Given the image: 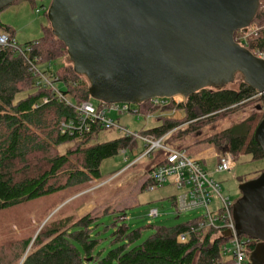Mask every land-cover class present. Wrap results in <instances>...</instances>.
<instances>
[{
    "label": "trees",
    "instance_id": "trees-1",
    "mask_svg": "<svg viewBox=\"0 0 264 264\" xmlns=\"http://www.w3.org/2000/svg\"><path fill=\"white\" fill-rule=\"evenodd\" d=\"M262 5L264 0L260 1ZM253 24L256 30L246 34V48L257 54L264 52V10L257 13ZM0 32L15 41L10 27L0 24ZM20 46L30 48V52L22 55L11 47L0 48V237L4 238L0 264H232L223 254L229 242L226 232L207 228L201 217L173 227L130 229L124 222L125 214H120L104 227V232L114 229L106 249L99 230L102 216L63 214L71 204L63 206L69 199L89 190L95 181L104 183L114 175L101 173L104 161L123 148L137 150V142L125 137L100 142L99 135L105 130L90 121L86 122L90 132H86L77 107L90 102V85L74 72L73 65L56 71L49 68L50 63L68 56L50 23L43 27L40 39ZM30 62L39 67L46 65L44 74L53 79L68 102L60 101L53 90L39 84ZM258 95L243 80L237 89L206 88L178 106L162 108L164 113L176 110L180 117L158 116L159 125L142 134L157 138L174 130L165 141L169 143L202 133L197 144H213L220 156L230 153L236 159L241 155H251L253 160L263 158L254 139L264 119ZM137 108L144 116L157 110L149 102ZM247 109L252 112L241 122L216 130L220 120ZM190 147L176 148L189 152ZM172 204L177 207L175 197ZM25 208L30 211L26 213ZM32 214L41 227H34ZM10 222L23 229L22 237L13 232ZM148 229L153 234L140 243L143 230ZM182 234L188 236L184 243L178 242ZM257 243L251 240L246 244L247 254L254 252ZM245 264H254L251 257Z\"/></svg>",
    "mask_w": 264,
    "mask_h": 264
},
{
    "label": "water",
    "instance_id": "water-1",
    "mask_svg": "<svg viewBox=\"0 0 264 264\" xmlns=\"http://www.w3.org/2000/svg\"><path fill=\"white\" fill-rule=\"evenodd\" d=\"M19 1L0 0V12ZM259 8L260 0H52L47 17L67 48L65 62L99 102L185 99L211 87L237 89L243 80L261 94L264 109V60L234 39ZM254 139L264 153V119ZM240 192L236 232L258 242L251 261L264 264V172Z\"/></svg>",
    "mask_w": 264,
    "mask_h": 264
},
{
    "label": "rangeland",
    "instance_id": "rangeland-1",
    "mask_svg": "<svg viewBox=\"0 0 264 264\" xmlns=\"http://www.w3.org/2000/svg\"><path fill=\"white\" fill-rule=\"evenodd\" d=\"M51 2L52 0L19 1L0 12V24L13 29L15 32V40L20 45L38 40L43 36V27L49 24L47 12ZM37 10L40 11L39 14ZM64 59L50 63V66L48 65L49 68L52 71H56L63 66L72 65L71 62L66 63ZM45 68L46 65L40 66L41 70ZM178 100H181V98ZM90 103L98 107L100 102L91 98ZM131 107V112L125 114H120L116 110H110L108 117L131 133L140 134L143 131L159 125L160 121L158 119H150L147 121L145 116H139L133 113L136 105H131ZM251 112V109H247L241 114L220 120L216 125V130H225L234 124H238L244 118L248 117ZM172 114V111L168 113L162 112L161 116H172ZM179 117L180 114L178 112L173 115V118ZM181 128L186 127L182 126ZM121 137H124V134L121 132L115 130L104 131L99 135V141L107 142ZM201 138L202 133H191L183 140H172L169 143H164V145L168 148L191 146L189 148V154L195 156L207 148H214L216 152L213 144H197ZM193 144L197 145L192 146ZM137 146V150L135 151L128 149L126 154L118 153L115 157L102 163L100 171L103 175L109 176L114 174L109 180L100 184H97L95 181L89 190L73 196L63 204L64 206L71 203L68 208L63 210V214L66 216L83 217L88 214L97 217L102 216L99 230L102 232L100 234V237L103 238L102 246L106 249L109 246L111 233L114 229L109 228L107 232H104V227L110 225L114 221L115 216L120 214H125L126 220L124 219V222L130 229H136L147 226L173 227L194 220L204 213V210H193L178 214L176 207L172 204V198L177 197L181 192L174 186L167 185L157 188L154 191L144 189L143 186L147 179L148 170L164 161L167 152L158 150L152 156L142 159L136 166L127 170L129 165L145 152L140 142L137 143ZM63 151L61 149V152ZM202 166L210 178L220 185L221 197L228 199L229 202H236L241 197L240 185L253 180L255 176L261 175L264 172V157L253 160L251 155H241L236 159V168L230 172L216 173L215 158L207 159L203 162ZM220 204V199L217 196H213L209 207L210 211L215 212ZM152 209L159 211L160 216L158 218L151 217L150 211ZM24 210L26 213L30 211L27 208ZM2 217L4 218L5 216ZM31 219L34 227H41L35 221L33 214L31 215ZM9 225L19 238L22 237V228H19L11 222ZM153 232L151 229L143 230L140 243L149 238ZM3 246L4 238L0 237V248ZM250 257L251 255L247 254L246 260L248 261ZM225 258H229V255H225Z\"/></svg>",
    "mask_w": 264,
    "mask_h": 264
},
{
    "label": "built area",
    "instance_id": "built-area-1",
    "mask_svg": "<svg viewBox=\"0 0 264 264\" xmlns=\"http://www.w3.org/2000/svg\"><path fill=\"white\" fill-rule=\"evenodd\" d=\"M261 1V0H260ZM260 11L264 10V5L260 6ZM39 14L40 11L37 10ZM252 25V24H251ZM250 25V26H251ZM256 30V25L253 24L247 32L241 37L239 45L243 48L247 46L246 34L250 31ZM11 47L15 52L24 54L30 52V48L20 46L16 40L11 41L9 36L0 32V48ZM247 49V48H246ZM256 57L264 60V52L258 51L254 54ZM29 61V60H28ZM37 62V59H35ZM34 70L35 75L39 78V84L41 83L45 87L53 90L58 96L60 101H66L61 92L57 90L53 84V79L44 74V70H41L39 66L29 63ZM261 97V94L258 95ZM181 98V100H178ZM185 99L182 96H176L172 98H154L149 100V106L156 108V112L148 114L145 119H158V116L162 115L160 111L162 108L169 106L170 104L180 105L184 103ZM47 102V100H44ZM102 103V102H101ZM131 105L128 104H105L102 103L100 107L94 106L90 102H86L77 107V111L81 115V120L84 123L86 132H90L89 125H86L87 121L96 124L99 128L105 131L115 130L124 134L125 138H130L137 143H141L144 148V153L136 161L132 162L127 170L139 163L142 159L152 156L158 150H164L167 152V156L164 161L154 166L147 172V179L145 181V189L147 191H154L157 188H161L167 185L174 186L181 193L175 197L177 213H183L193 210H204V213L200 216L205 220L207 228H214L230 232L229 242L224 248L223 254L229 255L232 260V264H245L247 258L246 244L251 240L245 239V236H238L236 232V225L233 218V202H229L228 199L221 197V188L218 183L210 178L209 174L202 166L203 162L210 158L216 159L215 172L223 173L230 172L236 168V158L230 154L225 153L223 155L216 154L214 148H207L202 153L190 155L187 149L168 148L164 145L167 137L174 131H170L160 137L146 136L142 133H131L123 126L115 123L108 117L110 110H116L120 114L131 112ZM173 117L177 113L176 110L172 111ZM134 114L142 115L141 111L135 107ZM64 129H68L66 125H63ZM65 133V131H64ZM127 148H123L119 153L126 154ZM213 196H217L220 199V206L215 212H211L209 207ZM151 217L158 218L160 213L157 209L150 211ZM126 219V218H125ZM188 236L182 234L178 236V242L184 243L187 241Z\"/></svg>",
    "mask_w": 264,
    "mask_h": 264
},
{
    "label": "flooded vegetation",
    "instance_id": "flooded-vegetation-1",
    "mask_svg": "<svg viewBox=\"0 0 264 264\" xmlns=\"http://www.w3.org/2000/svg\"><path fill=\"white\" fill-rule=\"evenodd\" d=\"M250 29V27L248 28V30ZM242 31H238V32H236V34H235V36H234V39H235V41L238 43V44H240V43H242L241 42V35H240V33H241ZM242 34H244L243 32H242ZM210 89H217V88H210ZM262 105H263V103H262ZM263 111H264V109H262ZM197 136H199V135H197Z\"/></svg>",
    "mask_w": 264,
    "mask_h": 264
}]
</instances>
